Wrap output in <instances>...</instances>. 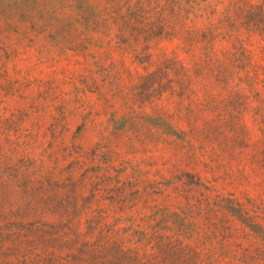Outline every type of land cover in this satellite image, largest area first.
<instances>
[{
    "label": "rangeland",
    "instance_id": "rangeland-1",
    "mask_svg": "<svg viewBox=\"0 0 264 264\" xmlns=\"http://www.w3.org/2000/svg\"><path fill=\"white\" fill-rule=\"evenodd\" d=\"M0 264H264V0H0Z\"/></svg>",
    "mask_w": 264,
    "mask_h": 264
}]
</instances>
